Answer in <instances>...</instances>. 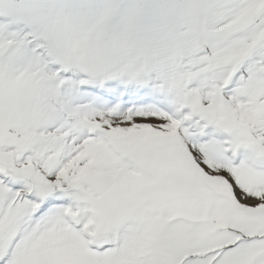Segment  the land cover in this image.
<instances>
[{"label": "snow or ice", "instance_id": "6c2138e0", "mask_svg": "<svg viewBox=\"0 0 264 264\" xmlns=\"http://www.w3.org/2000/svg\"><path fill=\"white\" fill-rule=\"evenodd\" d=\"M0 264H264V0H0Z\"/></svg>", "mask_w": 264, "mask_h": 264}]
</instances>
